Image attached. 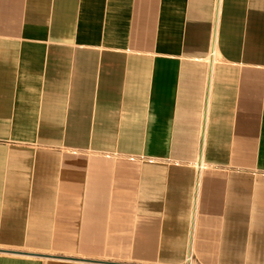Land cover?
Listing matches in <instances>:
<instances>
[{
	"label": "crops",
	"instance_id": "0c3cea01",
	"mask_svg": "<svg viewBox=\"0 0 264 264\" xmlns=\"http://www.w3.org/2000/svg\"><path fill=\"white\" fill-rule=\"evenodd\" d=\"M0 264H264V0H0Z\"/></svg>",
	"mask_w": 264,
	"mask_h": 264
}]
</instances>
